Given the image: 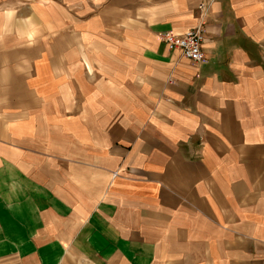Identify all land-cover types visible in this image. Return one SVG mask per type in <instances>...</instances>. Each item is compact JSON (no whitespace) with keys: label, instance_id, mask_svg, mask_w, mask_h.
Instances as JSON below:
<instances>
[{"label":"crops","instance_id":"1","mask_svg":"<svg viewBox=\"0 0 264 264\" xmlns=\"http://www.w3.org/2000/svg\"><path fill=\"white\" fill-rule=\"evenodd\" d=\"M0 264H264V0H0Z\"/></svg>","mask_w":264,"mask_h":264},{"label":"built area","instance_id":"2","mask_svg":"<svg viewBox=\"0 0 264 264\" xmlns=\"http://www.w3.org/2000/svg\"><path fill=\"white\" fill-rule=\"evenodd\" d=\"M162 41L172 50H179L181 54L193 62H200L203 58L202 26H197L183 33L166 31L161 34Z\"/></svg>","mask_w":264,"mask_h":264},{"label":"clouds","instance_id":"3","mask_svg":"<svg viewBox=\"0 0 264 264\" xmlns=\"http://www.w3.org/2000/svg\"><path fill=\"white\" fill-rule=\"evenodd\" d=\"M5 15L10 19L11 17H13L15 15V11L9 10L5 13Z\"/></svg>","mask_w":264,"mask_h":264}]
</instances>
